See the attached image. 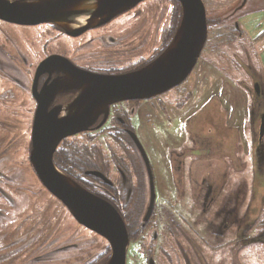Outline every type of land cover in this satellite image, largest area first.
I'll return each mask as SVG.
<instances>
[{
	"label": "rangeland",
	"instance_id": "rangeland-1",
	"mask_svg": "<svg viewBox=\"0 0 264 264\" xmlns=\"http://www.w3.org/2000/svg\"><path fill=\"white\" fill-rule=\"evenodd\" d=\"M203 1L209 25L208 42L194 71L182 85L187 97L186 101H183L186 95L181 97L179 102L186 104L185 109L179 113L174 112L177 106L173 95L180 87L159 96L158 100L164 101L165 112L156 108V105V109H152V103H157L156 97L145 104L122 102L118 104L119 109H116L132 119L133 127L152 163L157 204L151 216L147 218L151 191L146 166L139 151L128 139L122 142L109 129L102 131L99 137L96 134L77 135L68 138L62 145L67 153H60L58 158V166L66 172L64 167L67 162L76 168L81 164L77 157L85 156V165L76 168L74 174L84 178L87 170L100 168L108 174L117 188L119 184L124 185L119 190L122 194L126 192L127 197L131 196L129 217L134 237L127 264H169L162 257V249L168 250L173 257L171 264H176L177 255L173 254V243L177 247L179 244L181 248L178 253L182 264H188L187 257L192 259L193 250L197 252L195 264H264V136L260 139L259 135L264 115V93L260 101H257L255 78L251 76L252 73L258 76V69L256 71L254 68L260 66L261 62L256 52V42L264 34V0ZM181 15L178 0H145L133 10L112 20L100 31L87 33L84 39L64 36L50 24L40 23L38 28L30 27L31 33L43 31V37L46 35L52 38L45 47L44 40L41 43L35 39L37 45L41 43L40 53L32 60V65L30 58L24 56L29 62L19 67L23 71L17 72L19 81L3 75L16 84L15 89L22 93V98L12 104V99H18L12 97L13 92H16L13 85L7 84L6 80L5 85H0V132L2 129L4 133L9 131L4 139V146H10L1 154L0 164L4 173L0 175V198L7 191L10 198L11 195L17 196L21 210L33 209L34 206L35 210L42 209L44 213L42 220L36 221L32 226L35 235L41 236L36 240L37 255L31 263L106 264L110 256L107 240L81 226L65 205L46 190L32 170L29 148L35 100L30 91L36 67L42 60L55 54L66 55L79 63L83 58L81 64L91 69H129L146 60L149 63L161 51L162 46L170 45ZM104 30L109 31L102 34L106 35V41L110 37H116L118 42L123 39V45L130 44V51L115 54L113 47L111 54L108 49L101 55L103 58H99L103 62H98L97 56L90 51L91 38ZM125 30L127 31L124 32ZM120 36L122 39H119ZM108 43L110 47L112 43ZM81 46H84L85 51L80 49ZM30 69L29 75L27 73ZM10 70L12 71L11 68ZM28 76L30 81L25 78ZM262 78L264 88V77ZM190 89L193 91L191 102L186 93ZM2 90L6 92L2 93ZM24 93L28 95L27 98L23 97ZM167 108L169 111L166 114ZM192 112L195 113L196 120L194 129L198 128L197 139L213 143L210 150L212 155L208 160L203 157V153V156L195 160L191 155L184 165V177L180 175L181 180L179 175L174 174L175 161L170 159L164 162V157L176 152L182 158H187L188 147H193L194 142L188 138L185 122ZM76 143L85 145V149L88 146V154L78 153ZM12 163L19 169L16 185L5 178L12 174L9 172ZM124 168L128 169L130 183L124 175ZM210 172L221 176L215 182L224 190L222 197L218 198V194H214L218 201L212 203L207 211V216L212 213L211 222L200 224L205 216L201 222L198 216L199 224L195 228L197 233L194 234L190 228L193 218H190L191 221L186 226L173 213H170L168 219L161 218L162 207L167 205L165 201L170 205L181 204L187 216L189 213L195 214L194 211L197 212L198 209L194 210L191 205L192 196L187 193V196L178 200L172 190H178L184 183L187 191L203 189L205 192L208 187L204 176ZM228 174L229 180L223 179ZM95 185V190L103 193V188ZM237 190H241L243 199L238 218L235 213L238 206L229 199L235 197L234 192ZM204 196L209 199L207 192ZM232 211L234 220H237L223 236L243 240L239 244L224 245L219 233L223 225L232 222L233 218L229 216ZM227 219L231 221L225 222ZM240 222H243L242 228L236 232ZM193 237L195 244L188 239ZM201 237L211 238V241L206 240L205 244Z\"/></svg>",
	"mask_w": 264,
	"mask_h": 264
},
{
	"label": "water",
	"instance_id": "water-1",
	"mask_svg": "<svg viewBox=\"0 0 264 264\" xmlns=\"http://www.w3.org/2000/svg\"><path fill=\"white\" fill-rule=\"evenodd\" d=\"M95 0H0V18L22 25L53 22L70 35H79L86 29L97 27L132 9L143 0H96L90 11L85 4ZM182 15L174 38L168 48L156 59L139 69L120 74H99L75 67L63 56L53 55L40 63L36 74L34 94L39 106L33 129L32 161L44 185L71 210L82 225L106 236L113 246L107 264H126L129 234L120 213L107 200L88 192L61 172L53 162V153L62 138L87 127L98 116H108L109 105L127 99H149L182 84L196 67L208 39V18L203 0H178ZM88 13L85 22L70 20L74 14ZM55 69L67 72L68 83L77 85L81 94L59 117L61 108L48 112L57 81L45 85L38 93L37 82L42 72ZM60 78V77H59ZM260 92V84H255ZM264 136V115L260 127ZM144 158L149 173L150 202L147 218L153 212L156 200L154 175L149 157L135 134H132Z\"/></svg>",
	"mask_w": 264,
	"mask_h": 264
},
{
	"label": "flooded vegetation",
	"instance_id": "flooded-vegetation-1",
	"mask_svg": "<svg viewBox=\"0 0 264 264\" xmlns=\"http://www.w3.org/2000/svg\"><path fill=\"white\" fill-rule=\"evenodd\" d=\"M15 1V0H12ZM145 1V0H143ZM141 1V2H143ZM140 2V3H141ZM180 2V1H179ZM139 3V4H140ZM139 4H137L136 6H138ZM181 4V3H180ZM135 6V7H136ZM135 7H133L131 10H133ZM128 11L122 13H128ZM181 13H182V6H181ZM120 14V15H122ZM120 15L114 17L112 20L118 18ZM112 20H110L109 22L102 24L100 26L97 27H91L86 29L84 32H82L79 35H70L67 32H65L63 30L62 27L58 26L57 24L53 23V22H45L42 24H50L52 25L56 30H58L60 33H62L64 36L70 37V38H81L83 37V39L86 37V34L89 33L91 30H96L93 32H97L100 31L98 29H102L105 25H107L108 23H110ZM4 23H7L9 25H14V26H22L20 23H15V22H10L7 20H4L2 18H0V26H5ZM40 25V24H39ZM24 26V25H23ZM176 30H174L171 39L174 38L173 36L176 33ZM127 30H125L124 32H126ZM109 32V31H108ZM107 30H104L100 33H97L96 35H93V37L91 38V44L92 46H90V48H92L90 51L93 53V55H96L98 58V62L102 61L103 59H99V58H103L101 55L105 54V51H107L109 49V54L110 51L112 50L111 48H115L114 51L115 54L119 53V54H125L126 52L130 51V44L127 45H123V39L121 38V36L119 37V39L122 40H117V38L115 37L114 39L104 38L106 35L105 33H108ZM91 33V32H90ZM113 34V33H112ZM127 35L128 34H124ZM113 36V35H111ZM49 38V41L51 40V36H48L47 39ZM125 38V36H124ZM173 40V39H172ZM108 42H111V46L108 47L107 44H110ZM208 42V39H207ZM206 42V44H207ZM85 43H81V45H84ZM205 44V46H206ZM47 44H45L43 47H45ZM169 46V45H168ZM204 46V48H205ZM163 48H161V51L158 52V54L156 55V57L154 59H156L158 56H160L168 47L162 46ZM80 49L82 51H85L84 46H81ZM203 52V51H202ZM58 55V54H55ZM64 55V54H63ZM62 56V55H59ZM64 58H66L68 61H70L75 67L77 68H81L87 71H92L94 73H101V74H120V73H126V72H130L136 69H139L140 67H143L145 65L148 64V61H143V63L139 66H134L133 68H129V69H124L121 67H102V68H88L85 64H81L82 59L80 63L70 59L68 56L64 55ZM153 59V60H154ZM152 60V61H153ZM43 61V60H42ZM41 61V62H42ZM29 59H27L26 57H23V59H21L19 61V67H21V65H23L24 63H28ZM40 62V63H41ZM34 62L31 61V65ZM40 63L38 64V66L35 69V73H34V78H33V83H32V87H31V91L29 89V91L31 92L34 100H35V106H34V110H33V122H32V132H31V143H30V148H29V160L32 166V170L34 171L35 175L37 176V178L40 180V182L43 184V186L46 188V190L51 193L54 197H56L58 200H60L65 207L71 212L70 208L61 200L59 199L57 196H55L42 182V180L40 179V177L37 174V170L35 168V165L32 161V153L34 151V145H33V129H34V123H35V118H36V113H37V109L39 106V102L38 99L36 98L35 94H34V83L36 80V74L38 71V68L40 67ZM150 63V62H149ZM18 68V67H17ZM88 68V69H87ZM20 69V68H19ZM90 69V70H89ZM195 69V68H194ZM194 71V70H193ZM192 71V72H193ZM191 72V74H192ZM27 74H31V69L28 71ZM190 74V75H191ZM67 72L65 71H60V69H55L49 72H42L38 78V82H37V92L41 93L42 89L45 85L51 87L58 79H61V82L57 83L56 86V92L54 93V95L51 98V103L49 105L48 108V112L52 111V109L54 108H61V112L59 113V117H64L65 115H62L65 113V108L66 105L70 104V106L76 101L77 97L79 96V94H81V89L79 86V84L81 83V80L78 79V84L74 85L71 83H68L67 80L64 76H67ZM189 75V77H190ZM253 78H255V84L258 82L260 84V92L258 93L256 90V94H257V101H260V98L262 96V94L264 93V88H263V81L261 80L260 77H258L255 73H252L251 75ZM60 77V78H59ZM28 81H30L29 76L28 78L25 77ZM188 79V78H187ZM186 79V80H187ZM185 80V81H186ZM184 81V82H185ZM183 82V83H184ZM182 84L156 96L157 98V103H152V109H156L158 108L159 110H161L162 112H165V106L163 105L162 102H164L163 100H158L159 96L161 95H165L167 94L169 91L171 90H175L178 87H180V89L173 95V97L175 98V104L177 106V109L174 110V112L179 113L182 112L185 107L186 104L183 105L182 102H179V100L181 99V97L185 96V91H183L182 89ZM255 86V85H254ZM28 93V91H27ZM188 93V100L189 102H191V98H192V93L193 91L190 89V91L186 92ZM186 97L185 96L183 101H186ZM220 97V96H219ZM214 98V96L212 97ZM155 99V97L153 98H149V99H127V100H120V101H116L113 102L109 105V111H108V116L107 118L104 120V113L103 114H98V116L92 121V123L87 127V129H83L81 131H78L74 134H70L65 136L64 138H62L60 140V142L58 143V145L56 146L54 153H53V162L55 164V166L61 171L63 172L65 175H67L68 177H70L74 182H76L79 186L83 187L84 189H86L88 192L99 196L100 198L107 200L109 203L112 204V206L120 213V215L123 217L126 227L128 229V234H129V244H128V248H127V258H126V264H127V259L129 258V250H130V246L132 245V242L134 240V237H132V228H133V224L132 221H130V210H131V196L127 197L126 192L125 194H122L121 191L119 190V187H124V185L119 184L118 188L116 186V184H114V182H111L110 177L108 176V174H106L103 170H101L100 168L97 169H91V170H87L85 172L86 176L83 178L82 176H78L76 174H74V170L76 168H80V166L85 165V160L87 161V157L85 156H79L77 157L80 161V165L73 167L70 163H66L67 166L64 167L65 171H62L60 169V167L58 166V158L60 153H67L66 149H62V145L67 141L68 138L70 137H74L77 135H81V134H96V137H99L101 135V132L104 131L105 129H109V131L111 133H113V135L115 137H117L119 140H121L122 142H125L126 139H128L132 144H134L135 148L137 149V151H139L141 158L145 164L144 158L136 144V141L134 140L132 134H135L138 138V140L140 141L142 147L145 149L147 155L148 152L146 150V147L144 146L142 140L140 139L139 135L137 134L136 130L133 127L132 124V119L130 117H128L126 114H122L121 111L116 110L119 109V103L122 102H132V103H141V104H145L147 101H151ZM220 99V98H217ZM216 99V100H217ZM219 101V100H218ZM18 102V101H17ZM15 103V100H13L12 104ZM156 105V108H155ZM166 114L168 113V108L166 109ZM189 113H191L189 111ZM204 115V114H203ZM172 116V115H170ZM202 116V115H201ZM195 113L192 112V114L188 115V118L185 122V130L186 133L188 135V138L194 142L193 147L189 146V150L187 151L188 156L187 158H182L181 155H179L178 153L174 152V155L170 154L165 155L164 157V162L169 161L170 159H173L175 161V167H174V174L175 175H182L184 177V165L186 163H188V159L190 158L191 155H193V160L195 159H199V157L203 156L205 157L206 160H208L209 157H211L212 153H210V150L213 148L212 145L213 143L207 142L206 141H200L197 139V127H195L194 129V123H195ZM201 118V117H200ZM140 117H139V122H140ZM177 123H178V119H177ZM2 134H4L3 129L1 130ZM111 136V135H110ZM2 137V136H1ZM112 137V136H111ZM113 138V137H112ZM114 139V138H113ZM14 145H16V143H13ZM77 145V152L78 153H82V154H88L89 152V148L88 146L86 147V149L84 148L85 145L83 144H79L76 143ZM133 146V145H132ZM5 148H10V146L5 147L4 146V139L2 141H0V161L2 159V155L4 153V149ZM14 148V147H11ZM203 153V155H202ZM2 154V155H1ZM149 157V155H148ZM185 157V156H184ZM150 160V157H149ZM92 162H94L93 159H91ZM65 162V160H64ZM150 164L152 167V163L150 160ZM146 166V164H145ZM146 173L149 177V173H148V168L146 166ZM125 170V176L128 179V182H131V177L130 174H128V169L124 168ZM152 171H153V167H152ZM9 172H11L12 174H10L9 176H6V179H9L11 183H13L14 185H16V181H18V173H19V169L16 165H14V163H12L9 167ZM3 171L1 170V164H0V175H3ZM153 175H154V171H153ZM155 177V175H154ZM221 176L219 174H212V172L210 173H205L204 179H205V185L206 187H208V189L205 190V192L208 193L209 195V199L205 198V192L203 191V189H191L189 187V191H187L184 188V183L182 184V186L178 189V190H172L174 192V196L178 197V200H181V197H185L187 196V193H189V195L192 196V198L190 197V201H191V205L193 207L194 210H196V208L198 209L197 212L194 211L195 214L189 213L188 216L185 214V212L182 209L181 204H176V205H170L168 201H165L167 203V205H164L162 208V213H161V218L163 219H168L170 218V213H173V215L177 218H179L182 223L184 224V226L189 225V222L191 221L190 218H193L192 224H190V228H192V232L195 234L197 233L195 231V228L197 227L198 223V216H199V221L201 222L203 216H205V220L200 223V224H207L209 221L211 222V215L212 213L209 214V216H207V211L210 210L211 204L214 202L218 201L219 196L222 197V191L223 187H221L218 182L216 183L215 181L220 179ZM90 179V180H89ZM180 179L182 180L181 176ZM187 179V177H186ZM189 179L191 181V176H189ZM223 179H228L229 180V174L225 177H223ZM222 179V180H223ZM18 183V182H17ZM196 183V180H195ZM95 184L100 185L103 188V193L99 192L97 190H95ZM126 187V184H125ZM155 191H156V185H155ZM236 195L235 197H231L229 199H231L232 201H234L236 203V206H238V210L235 211L237 218L239 216V209L243 206V199L241 198V190H237L236 192H234ZM214 194H218V198L214 196ZM169 196H171V194H168ZM167 195V197H169ZM0 198V264H36L35 263H31L34 258L37 255L36 252V240L38 239V237H40L41 235H35L34 233V229L32 228V226L34 224H36V221L40 222L42 220V217L44 215L42 209L39 210H35V207L33 206V209H28V210H21L19 203H18V198L15 195H11L10 198V193L7 191L3 192V195L1 194ZM222 200H224V198H222ZM149 202H150V196H149ZM13 203V204H12ZM156 204H157V192H156V200H155V206L153 209V212L156 208ZM169 205V206H168ZM28 207H31V205H29ZM149 207V204H148ZM152 212V213H153ZM199 213V215H198ZM203 213V214H202ZM72 214V212H71ZM234 212L232 211V213L229 215L230 218H233L232 222H228V224L223 225L221 227V232L219 233V237H220V241L223 237V241H224V245H235V244H239L242 242L243 238H239V237H230L227 238L225 236H223L224 234L228 233L229 228L233 227L235 225L234 221H236L237 219L234 220ZM185 215V216H183ZM73 216V214H72ZM74 217V216H73ZM75 218V217H74ZM179 220V221H180ZM77 221V220H76ZM227 221H231V219H227L225 220V222ZM78 222V221H77ZM81 226L82 225L80 222H78ZM225 224V223H224ZM243 222H240L238 224L237 230L236 232L239 231V228H242ZM139 226V225H138ZM138 226H135V228H138ZM86 227V226H84ZM88 228V227H86ZM89 230L97 233L98 235L102 236L104 239L107 240L108 244H109V249H110V256L107 259L108 261L111 259L112 257V253H113V246L112 243L110 242V240L100 234L99 232H96L90 228H88ZM222 236V237H221ZM200 238V236H199ZM178 240H180V238H177ZM189 240L193 241V244H195V240L194 237L193 238H188ZM184 238V240L188 241L189 244H191V242ZM201 239L204 240V243L206 244V240H210L211 238H205V237H201ZM173 246V254L174 256L177 255V261L176 264H182V261L179 258V253L178 250L180 251L181 248L178 244V247L175 243L172 244ZM162 249V246H161ZM163 259L166 260L169 264H171V260L173 259L172 255L170 256L168 250L166 249L165 251H163ZM193 252V257L190 260V258L187 257L188 259V264H195V260H196V256H197V252L195 250L192 251ZM189 256V255H188ZM150 262V261H149ZM107 264V263H106ZM151 264H155L154 262H152Z\"/></svg>",
	"mask_w": 264,
	"mask_h": 264
},
{
	"label": "bare ground",
	"instance_id": "bare-ground-1",
	"mask_svg": "<svg viewBox=\"0 0 264 264\" xmlns=\"http://www.w3.org/2000/svg\"><path fill=\"white\" fill-rule=\"evenodd\" d=\"M95 4L96 0L90 1L89 3L85 4L84 10L90 11ZM87 16L88 13H83L81 15L74 14L71 16L70 20L81 24L85 22ZM4 24L5 26H0V85H5L4 83L7 81V84H12L15 89L16 84L4 78L3 75L9 77L13 81H19V79L16 77L18 74L17 72L23 73V71L21 72L22 69H19V61L23 59L24 56L30 58L31 61L34 60V58L40 53L39 46L42 41L44 40V44H48L50 41L49 38L47 39L46 35L45 37L42 36V28L40 29L42 32H30V27L38 28L39 24L24 26L22 24V26H14L7 23ZM93 31L96 30H91L90 32ZM35 39L37 42L41 41V43L37 45ZM1 92L5 93L6 90H2ZM26 93L23 94L24 98L28 97ZM12 97L18 98L12 100H19L22 98V93L19 90H16V92H13ZM69 112V110H65V113L62 115H66ZM8 133L9 131H6L4 134L0 133V141L5 139Z\"/></svg>",
	"mask_w": 264,
	"mask_h": 264
},
{
	"label": "crops",
	"instance_id": "crops-1",
	"mask_svg": "<svg viewBox=\"0 0 264 264\" xmlns=\"http://www.w3.org/2000/svg\"><path fill=\"white\" fill-rule=\"evenodd\" d=\"M264 34H262L261 36H259V40L256 42V52L259 55V58L261 60L260 62V66H256L254 69H258L257 73H258V77L261 78V80L263 81L262 76L264 77V59H263V53H264ZM262 37V38H261ZM254 70V71H255Z\"/></svg>",
	"mask_w": 264,
	"mask_h": 264
}]
</instances>
